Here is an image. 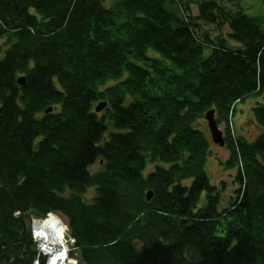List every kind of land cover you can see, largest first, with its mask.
<instances>
[{
	"label": "trees",
	"instance_id": "1",
	"mask_svg": "<svg viewBox=\"0 0 264 264\" xmlns=\"http://www.w3.org/2000/svg\"><path fill=\"white\" fill-rule=\"evenodd\" d=\"M108 1L0 0V264H35L30 223L53 210L79 264H264V104L254 140L231 132L264 94V16L240 0ZM191 3L238 46L199 36ZM212 109L237 169L223 211L200 127Z\"/></svg>",
	"mask_w": 264,
	"mask_h": 264
},
{
	"label": "rangeland",
	"instance_id": "2",
	"mask_svg": "<svg viewBox=\"0 0 264 264\" xmlns=\"http://www.w3.org/2000/svg\"><path fill=\"white\" fill-rule=\"evenodd\" d=\"M114 0H109L107 5H111ZM220 1V0H219ZM221 2V1H220ZM220 4V3H219ZM242 9L245 14L250 17L264 16V0H240ZM197 3H191V11L189 12L190 18L194 20L195 24H198L197 32L199 36H205L209 34L211 38H224L228 41V44L233 46H238L235 42L229 39L230 28L229 26H219L218 24H207L198 19L199 10ZM6 40L0 39V45L5 47ZM258 104H264V94L261 97L247 99L246 102L240 103L236 107V111L232 121L231 132L235 136L246 138L248 141L254 140L257 135L262 131L261 127L255 122L253 115V109ZM60 111V107L58 108ZM200 127L204 130L209 137V140L212 143V136L209 131L208 122L204 120ZM219 128L224 131L226 136V126L225 124H219ZM230 157V151L225 145L220 147L218 145H211V153L209 156V161L207 164V173L210 178V181L213 185L217 186L218 193L221 196V203L219 210L223 211L224 209L230 206L232 198L235 197V191L238 188V184L235 181L237 175V169H227L224 164ZM158 165L150 164L146 174L153 171ZM101 169L99 162H97L93 167H91V172L96 173ZM190 185L191 181L186 182ZM96 195V190L94 188L90 189L89 192L85 195L84 199L86 202L91 203L92 199ZM206 203V194L204 193L200 200V207H203ZM220 235H223V232L219 231ZM138 249L142 247L140 243L137 244ZM76 255L79 256V253L76 251ZM79 260V259H78Z\"/></svg>",
	"mask_w": 264,
	"mask_h": 264
},
{
	"label": "bare ground",
	"instance_id": "3",
	"mask_svg": "<svg viewBox=\"0 0 264 264\" xmlns=\"http://www.w3.org/2000/svg\"><path fill=\"white\" fill-rule=\"evenodd\" d=\"M21 79H24V83L20 81ZM18 84L21 87L25 86L26 77L20 76ZM53 110L54 108H49L46 114L53 112ZM212 143L214 144L213 140ZM30 227L33 240L36 244L37 258L35 262L37 264H41L40 258L42 257H46L47 264L80 263L78 259H81V253L74 247L76 240L70 235L68 219L64 215H61L60 212L53 210L49 211L43 218L33 217ZM76 251L79 253V256L76 255Z\"/></svg>",
	"mask_w": 264,
	"mask_h": 264
},
{
	"label": "water",
	"instance_id": "4",
	"mask_svg": "<svg viewBox=\"0 0 264 264\" xmlns=\"http://www.w3.org/2000/svg\"><path fill=\"white\" fill-rule=\"evenodd\" d=\"M24 83V79L20 80ZM107 107V103L99 104L96 108L97 113H101ZM205 120L208 122L209 131L212 136V140L214 144L219 145L220 147H224L226 145V139L224 136V132L220 130L219 123L216 119L215 109L209 110L205 115ZM153 198V193L150 191L148 193V201L150 202Z\"/></svg>",
	"mask_w": 264,
	"mask_h": 264
}]
</instances>
